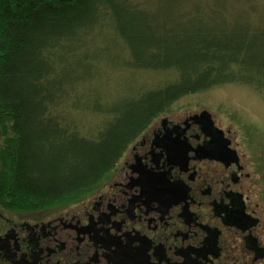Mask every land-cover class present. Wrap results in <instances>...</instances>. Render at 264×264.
I'll use <instances>...</instances> for the list:
<instances>
[{
    "label": "trees",
    "instance_id": "trees-1",
    "mask_svg": "<svg viewBox=\"0 0 264 264\" xmlns=\"http://www.w3.org/2000/svg\"><path fill=\"white\" fill-rule=\"evenodd\" d=\"M264 99V0H0V211L95 189L188 95Z\"/></svg>",
    "mask_w": 264,
    "mask_h": 264
},
{
    "label": "flooded vegetation",
    "instance_id": "flooded-vegetation-1",
    "mask_svg": "<svg viewBox=\"0 0 264 264\" xmlns=\"http://www.w3.org/2000/svg\"><path fill=\"white\" fill-rule=\"evenodd\" d=\"M189 98L95 189L0 211V264H264V147L238 141L220 104Z\"/></svg>",
    "mask_w": 264,
    "mask_h": 264
},
{
    "label": "rangeland",
    "instance_id": "rangeland-1",
    "mask_svg": "<svg viewBox=\"0 0 264 264\" xmlns=\"http://www.w3.org/2000/svg\"><path fill=\"white\" fill-rule=\"evenodd\" d=\"M188 96L189 99L220 104L213 113L220 117L225 127L241 133L244 139L240 138L238 141L248 143L249 149H254L259 144L264 147V99L253 90L246 86L224 85ZM187 108L182 107L178 111H185Z\"/></svg>",
    "mask_w": 264,
    "mask_h": 264
}]
</instances>
